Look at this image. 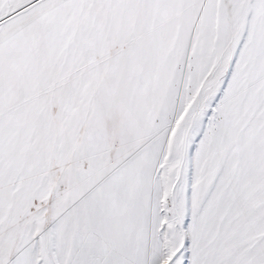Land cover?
Masks as SVG:
<instances>
[{"label":"snow or ice","instance_id":"1","mask_svg":"<svg viewBox=\"0 0 264 264\" xmlns=\"http://www.w3.org/2000/svg\"><path fill=\"white\" fill-rule=\"evenodd\" d=\"M0 264H264V0H0Z\"/></svg>","mask_w":264,"mask_h":264}]
</instances>
